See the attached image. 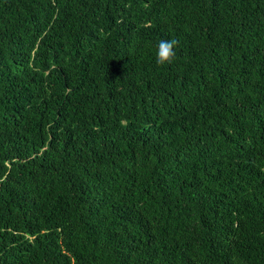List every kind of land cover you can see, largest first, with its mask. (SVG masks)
I'll return each mask as SVG.
<instances>
[{
    "label": "trees",
    "instance_id": "trees-1",
    "mask_svg": "<svg viewBox=\"0 0 264 264\" xmlns=\"http://www.w3.org/2000/svg\"><path fill=\"white\" fill-rule=\"evenodd\" d=\"M0 264H264V0H0Z\"/></svg>",
    "mask_w": 264,
    "mask_h": 264
},
{
    "label": "clouds",
    "instance_id": "clouds-1",
    "mask_svg": "<svg viewBox=\"0 0 264 264\" xmlns=\"http://www.w3.org/2000/svg\"><path fill=\"white\" fill-rule=\"evenodd\" d=\"M178 44V41L175 39L172 40H160L157 45L156 51V64L158 66H164L171 64L174 61L176 56L175 48Z\"/></svg>",
    "mask_w": 264,
    "mask_h": 264
}]
</instances>
